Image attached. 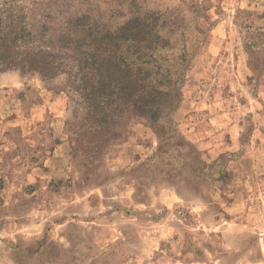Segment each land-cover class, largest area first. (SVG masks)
Instances as JSON below:
<instances>
[{
	"label": "rangeland",
	"instance_id": "1",
	"mask_svg": "<svg viewBox=\"0 0 264 264\" xmlns=\"http://www.w3.org/2000/svg\"><path fill=\"white\" fill-rule=\"evenodd\" d=\"M0 4L45 55L97 34L67 30L64 73L0 71V264H264V0ZM95 48L171 94L157 121L70 90Z\"/></svg>",
	"mask_w": 264,
	"mask_h": 264
},
{
	"label": "trees",
	"instance_id": "2",
	"mask_svg": "<svg viewBox=\"0 0 264 264\" xmlns=\"http://www.w3.org/2000/svg\"><path fill=\"white\" fill-rule=\"evenodd\" d=\"M26 24L23 17L14 12L12 5L0 4V71L17 68L22 72H38L42 77L64 73L60 62L64 57L67 58L66 55L69 53L67 46L71 43L67 30L76 26L96 34L89 24L85 23L83 17L75 21L67 20L62 27L60 36L62 44L58 48L62 56L57 57V55H45L42 50L35 51L32 44L42 38L44 29L41 33L34 34ZM101 39L109 40V43ZM101 39L99 45L114 47L121 40L135 41L130 34H124L120 30L110 34L106 32ZM96 40L95 37L93 41ZM79 45L81 43H78ZM73 59L80 63L77 68L80 83L71 86L70 90L79 94L84 100L88 99L96 106H100L99 111L105 110L106 114L101 111L96 115V119L100 118L102 113L105 115L102 123H106V117L122 118L125 109H129L138 117H147L155 122L160 117L164 105H169L166 96L171 94L160 89L156 84H150L149 72L140 68L134 69L114 52L109 53L106 59L105 50L95 48L91 52H79ZM144 74H148L146 83L147 77ZM174 97L177 98L178 93H175Z\"/></svg>",
	"mask_w": 264,
	"mask_h": 264
},
{
	"label": "crops",
	"instance_id": "3",
	"mask_svg": "<svg viewBox=\"0 0 264 264\" xmlns=\"http://www.w3.org/2000/svg\"><path fill=\"white\" fill-rule=\"evenodd\" d=\"M262 7V6H261Z\"/></svg>",
	"mask_w": 264,
	"mask_h": 264
}]
</instances>
